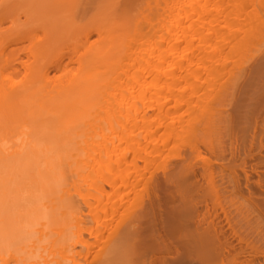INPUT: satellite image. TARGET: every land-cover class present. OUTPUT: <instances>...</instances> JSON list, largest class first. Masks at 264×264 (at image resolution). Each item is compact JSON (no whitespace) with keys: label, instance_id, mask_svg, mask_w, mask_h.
I'll return each mask as SVG.
<instances>
[{"label":"bare ground","instance_id":"6f19581e","mask_svg":"<svg viewBox=\"0 0 264 264\" xmlns=\"http://www.w3.org/2000/svg\"><path fill=\"white\" fill-rule=\"evenodd\" d=\"M260 134L264 0H0V264H237L240 220L202 228L184 201L218 178L247 220ZM172 158L183 205L139 233Z\"/></svg>","mask_w":264,"mask_h":264},{"label":"rangeland","instance_id":"374dc122","mask_svg":"<svg viewBox=\"0 0 264 264\" xmlns=\"http://www.w3.org/2000/svg\"><path fill=\"white\" fill-rule=\"evenodd\" d=\"M251 134L250 126L247 139L244 141L248 153H251ZM224 136L226 153L223 159L221 157L218 158V162H220L216 166L223 164L227 166L232 165V167L235 168V163L236 167L240 165L244 156L241 157L240 160L234 161L230 151V136H227L226 134H224ZM258 137L259 139H262V144L264 145V134H260ZM241 142L242 141L240 140L239 143ZM259 145V142L253 144L256 149V151L253 152V155L256 157L258 151H260ZM261 151L263 155L264 147ZM246 162H248L247 164L250 166V169L252 166L255 167V164L261 166L263 165L262 163H264L260 162L259 159L257 160L254 158H252V160L250 158ZM177 165L182 164H178L173 158L169 160L164 159L159 164L158 168L147 177L149 184L146 189L140 190V196L143 204L148 209L149 217L144 221L145 223L143 225H140L138 230L139 233L146 234L151 231L152 228H154L153 230H156L157 226L160 229L162 227L163 219L166 223L170 222L169 225L173 223L171 220L173 216L169 215L168 211L175 207L180 208L183 205V201L179 195H187L188 188H178L179 178H174L171 181L165 182L162 169L164 167L172 169L173 166L175 167ZM216 168H221V166ZM238 170H240V168ZM249 177L248 185H253V188L250 192L243 188L247 197L242 198L239 201V203H241V211L246 212L245 216L247 220H242L243 215L239 216L240 218L238 217V212L235 209V203L237 200L232 201V195L223 189L225 185H223V181L218 178L217 182L221 189L219 198L215 199L212 195L210 196L207 194L206 191H203L202 193L195 192L190 185L189 189L191 190V195L189 198L186 196L187 200L184 201V205H192L193 213L198 211L202 228L223 226L228 233H231L233 220L236 222V219H239L238 231L240 239L234 238V241H231L233 243L232 246H234L235 249L231 251L228 259L236 260L237 264H264V190L254 182L258 179L261 181V177H254V175H251V170ZM237 178L238 181L240 180L241 184H245V176L241 171H239ZM199 180L201 182V178H199ZM201 183L203 187L206 186L205 181H202ZM83 210L86 211L85 209ZM132 212L137 213V209L133 208ZM196 227L199 226L197 224L193 226V228ZM78 250L81 251L80 248H78ZM212 252H214V250H212Z\"/></svg>","mask_w":264,"mask_h":264}]
</instances>
